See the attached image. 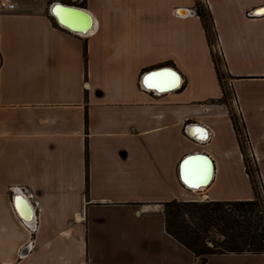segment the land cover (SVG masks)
Instances as JSON below:
<instances>
[{"label": "crops", "instance_id": "obj_1", "mask_svg": "<svg viewBox=\"0 0 264 264\" xmlns=\"http://www.w3.org/2000/svg\"><path fill=\"white\" fill-rule=\"evenodd\" d=\"M15 1L0 14V264H264L203 261L165 218L173 200L255 198L235 110L264 183V0H206L232 100L196 0ZM56 3L86 10L90 32L61 25ZM156 71L174 83L149 87ZM193 154L210 158L199 190L181 173Z\"/></svg>", "mask_w": 264, "mask_h": 264}, {"label": "trees", "instance_id": "obj_2", "mask_svg": "<svg viewBox=\"0 0 264 264\" xmlns=\"http://www.w3.org/2000/svg\"><path fill=\"white\" fill-rule=\"evenodd\" d=\"M196 1L197 14L203 21L206 34L212 45L213 38L217 40V32L211 12L207 7L204 8L200 0ZM213 60L223 86L224 97L228 100V90L223 81L224 74L214 54ZM223 63L225 66L224 60ZM228 77H230L229 74ZM231 116L239 136L247 173L255 191V198L237 201L173 200L165 205L167 232L197 257H201L203 261H207L209 256L215 254L264 253V198L259 194L248 167V158L240 136L242 130L238 118L232 112Z\"/></svg>", "mask_w": 264, "mask_h": 264}, {"label": "bare ground", "instance_id": "obj_3", "mask_svg": "<svg viewBox=\"0 0 264 264\" xmlns=\"http://www.w3.org/2000/svg\"><path fill=\"white\" fill-rule=\"evenodd\" d=\"M263 11H261V13H263ZM73 14L75 16H79L81 14L79 13H74V12H70V11H57V17L61 20V22H63L65 25H67L68 27H71L73 30H84V29H87L88 26H89V18L84 16L86 19L83 20V22L80 24V26H78L77 24L79 23V21L76 19L75 20V24L69 22L67 19H68V14ZM72 16V15H71ZM75 26H78V27H75ZM80 28V29H79ZM156 79H159L158 77L155 78ZM178 83V82H177ZM175 84V85H172L171 87H167V86H164L162 89H159L158 88V91L160 92H164V91H169V90H173L175 88L178 87L179 84ZM156 89V88H155ZM200 156H197V157H194V158H190V160H188L187 163L184 164V169H185V175L187 174L188 176V179L190 181H193L195 182L196 181V178L194 173L196 171H200V164H199V158ZM185 175H184V178H183V181L185 182ZM212 179V176L211 174H209L204 180L202 181H199V184L200 186L199 187H196V188H193L192 189H195V190H198V189H203L204 187H206V184H208ZM186 184V183H185ZM188 186V184H186ZM202 185V186H201ZM189 187V186H188ZM25 204V212L22 213L21 211V214L24 216L25 219L29 220L31 218V215H32V209H31V206L28 202V200H26L24 197H20V199H17V205L20 207V205H23Z\"/></svg>", "mask_w": 264, "mask_h": 264}, {"label": "rangeland", "instance_id": "obj_4", "mask_svg": "<svg viewBox=\"0 0 264 264\" xmlns=\"http://www.w3.org/2000/svg\"><path fill=\"white\" fill-rule=\"evenodd\" d=\"M200 2L204 6V8H206L204 1L200 0ZM212 48H213V53L217 57V59L219 61V64H220V66L222 68L223 74H224V80L223 81H224V83H225V85L227 87V90H228L229 100H232L233 99V95H232V90H231V87H230L231 80L228 77L226 68L224 66L223 57H222V54H221V50H220L218 41L215 38H213ZM235 116H236V118H238L239 124H241V121H240L241 119H240L239 115L237 114L236 110H235ZM243 134H244V132H243ZM245 138H246L245 135H243V140L242 141H243V144H244V147H245V152H246L247 158H248V167L250 169L251 175L253 176V179L255 181V184L257 186L259 194L263 198L264 197V183H263V179L261 178V176L259 177L260 172H259L258 164L256 163V165H255V163L253 161V158L251 156L250 146L247 145V143L245 142Z\"/></svg>", "mask_w": 264, "mask_h": 264}, {"label": "water", "instance_id": "obj_5", "mask_svg": "<svg viewBox=\"0 0 264 264\" xmlns=\"http://www.w3.org/2000/svg\"><path fill=\"white\" fill-rule=\"evenodd\" d=\"M57 11H70V12H74V13H79L81 15H84L86 17L89 18V26L87 29H84V30H73V29H70L69 27L63 25L60 23L58 17H57ZM52 12L53 14L55 15V17L57 18V20L59 21V23L63 26H65L67 29L75 32V33H80V34H88L92 28V25H93V20H92V16L84 9L82 8H79V7H76L74 5H67V4H63V3H56L52 9ZM155 73H158L157 71ZM197 156H200V157H204V158H207V159H210L208 156L206 155H203V154H193L191 156H187L184 160H183V163H182V166H181V173H182V176L184 178V175H185V169H184V164L188 162V160H190V158H194V157H197ZM213 164V163H212ZM209 184V183H208ZM206 184V186L208 185ZM202 186V185H201ZM199 190V189H198Z\"/></svg>", "mask_w": 264, "mask_h": 264}, {"label": "built area", "instance_id": "obj_6", "mask_svg": "<svg viewBox=\"0 0 264 264\" xmlns=\"http://www.w3.org/2000/svg\"><path fill=\"white\" fill-rule=\"evenodd\" d=\"M204 1V3H205V6H207V4H206V0H203ZM16 8H17V3H16V1L15 0H0V14L2 13V12H13V11H15L16 10ZM1 64V63H0ZM84 87L85 88H88V83L87 82H85L84 83ZM240 125V127H241V130H242V133H241V138H242V140H243V135H245V142L247 143V145H249L250 146V140H249V136H248V134H247V130L243 127V122L241 121V124H239ZM243 132H244V134H243ZM243 134V135H242ZM250 151H251V146H250ZM251 156H252V158H253V154H252V151H251ZM253 161H254V163H255V165H256V160L253 158ZM261 176V174L259 175V177ZM262 178V177H261ZM264 198V197H263ZM30 246V244L28 245V247ZM29 249H30V247H29Z\"/></svg>", "mask_w": 264, "mask_h": 264}, {"label": "snow or ice", "instance_id": "obj_7", "mask_svg": "<svg viewBox=\"0 0 264 264\" xmlns=\"http://www.w3.org/2000/svg\"><path fill=\"white\" fill-rule=\"evenodd\" d=\"M163 75H170V76H173V81H171L172 83H174V74H171V73H153L150 77L146 78V84L151 87L152 86V83L151 81L155 78V77H158V76H163ZM194 175L196 176V181L193 182V181H190L188 179V176L187 174L185 175V183L188 184L189 187H193V188H196V187H199L200 184H199V181L201 178H203V173L200 172V171H196L194 173Z\"/></svg>", "mask_w": 264, "mask_h": 264}]
</instances>
